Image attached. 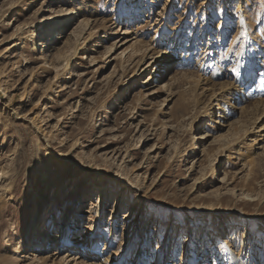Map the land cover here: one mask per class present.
Here are the masks:
<instances>
[{"label":"rangeland","instance_id":"374dc122","mask_svg":"<svg viewBox=\"0 0 264 264\" xmlns=\"http://www.w3.org/2000/svg\"><path fill=\"white\" fill-rule=\"evenodd\" d=\"M262 65L264 0H0V264H263Z\"/></svg>","mask_w":264,"mask_h":264},{"label":"bare ground","instance_id":"6f19581e","mask_svg":"<svg viewBox=\"0 0 264 264\" xmlns=\"http://www.w3.org/2000/svg\"><path fill=\"white\" fill-rule=\"evenodd\" d=\"M133 20H135V19L133 18V19L127 21L126 23L129 24V23L133 22ZM64 26H66V24ZM64 26H62V22H61V23L57 24V26H54V27L52 26L53 29H50L49 31H48V29L50 26H48L47 28H45V26H43L42 28L41 27L37 28V30L35 31L36 33H34L33 38L41 37V44L39 45V48H41V51H47L48 49L52 48V46L55 45L56 42H58L60 40L61 37L58 36L57 33L64 30L65 29ZM54 28L56 29L55 31H53ZM44 30H45V33L42 34V31H44ZM33 44L35 47L36 44L35 43H33ZM62 50L63 49H55L54 52L52 53L55 56V58L57 59V62L61 61V56H62V52H63ZM258 68L260 71H259L257 76L258 77L260 76V79H262V82H264V65H262L261 67L259 66L256 69H258ZM158 69H159V67H158ZM232 73H235V76H234L235 78L233 80L239 85L244 84L248 80V75L245 74L243 71L230 72V73H228L229 77L232 75ZM242 73L245 75L243 76ZM260 79L257 80V82H256L257 85L252 86L253 87L252 91L255 95H257L258 100L249 103L248 106L246 105V106H244V108L250 109L251 107H254L256 104H258L259 102L264 101V84L260 83V85H259ZM174 83H175V81L169 82L167 84L165 83L163 85L164 87L163 86L162 87H163V89H167L168 87H170L169 89H172ZM163 89L159 88V91L162 92ZM249 97H251V96H249ZM223 104L224 103L222 102V105ZM218 111H220V110H218ZM217 117L221 118L222 114L217 116ZM98 201H99L98 203L100 204V209L98 211V214L100 213L101 216H100V220L94 223L95 228L98 224L101 223L103 212H104V211H102V213H101V205L104 202L103 197H101ZM42 212L44 213L43 206H38L37 211L35 212L33 219H32V225H33V227H35L34 237L37 238V240H36L37 244L36 245H38V244L42 245L45 242V243H48V247L50 248V247H52V245L54 243V236H53V234H50L47 231V229L43 230L42 224L40 226V223L42 221V214H43ZM88 213H89L88 211L85 212V214H88ZM49 216H50L49 220L53 223L54 222V216L52 215V212H50ZM75 222L73 224H71V220L66 218L63 221V223L61 224L62 225L61 230H60V232H61V247H67V251H68L67 258L70 257L69 252L72 250V248H74V240H72V237L76 236V230L77 229L75 227H77V225H75ZM226 224L227 223L224 224L223 230H222V228H220L219 230H218V227L215 228V230H214L215 234L213 235V237H211L210 241L208 242L209 246H212L213 244H215V241L217 242V239L220 236L221 230H222V234L226 236V227H225ZM225 245H227V243H225ZM89 251H92L91 255H94L95 257L99 254L98 245L95 243V241L93 242L92 248ZM204 251H207V248H204ZM45 253L46 254L48 253L47 249H45ZM227 253L230 255V261L233 262L234 258H232L233 256L231 255L232 254L231 248L228 247Z\"/></svg>","mask_w":264,"mask_h":264}]
</instances>
